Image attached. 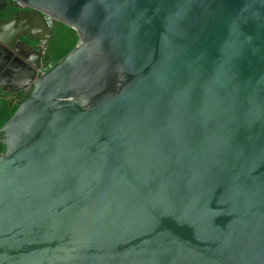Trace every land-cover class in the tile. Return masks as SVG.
<instances>
[{
  "label": "water",
  "instance_id": "1",
  "mask_svg": "<svg viewBox=\"0 0 264 264\" xmlns=\"http://www.w3.org/2000/svg\"><path fill=\"white\" fill-rule=\"evenodd\" d=\"M14 1L79 39L0 22V264H264V0Z\"/></svg>",
  "mask_w": 264,
  "mask_h": 264
},
{
  "label": "flooded vegetation",
  "instance_id": "2",
  "mask_svg": "<svg viewBox=\"0 0 264 264\" xmlns=\"http://www.w3.org/2000/svg\"><path fill=\"white\" fill-rule=\"evenodd\" d=\"M33 18L34 27L31 31L22 28V41L30 45L36 52H44V61L48 70L52 66L51 63H46L45 56L48 53V38L50 37L52 26H50L48 38L45 45H43L42 36L47 32L49 25L44 14H38L33 8L21 5L14 0H0V22L13 21L19 19V24L24 23V19ZM20 27V26H19ZM2 86H0V128L8 121L7 114L14 107L18 108L21 101L28 96L27 90H22L21 83H14L0 79ZM17 110V109H16ZM15 110V111H16ZM3 122V123H2ZM2 123V124H1ZM0 152L5 150V145L1 143Z\"/></svg>",
  "mask_w": 264,
  "mask_h": 264
},
{
  "label": "trees",
  "instance_id": "3",
  "mask_svg": "<svg viewBox=\"0 0 264 264\" xmlns=\"http://www.w3.org/2000/svg\"><path fill=\"white\" fill-rule=\"evenodd\" d=\"M78 39L79 36L75 28L68 26L63 22L54 20L52 24V31L50 37L48 38L49 49L45 56L46 63L52 62V66L55 65L76 46ZM16 109L17 108L14 107L10 112H8V119L15 113ZM0 149L2 150L3 147Z\"/></svg>",
  "mask_w": 264,
  "mask_h": 264
},
{
  "label": "built area",
  "instance_id": "4",
  "mask_svg": "<svg viewBox=\"0 0 264 264\" xmlns=\"http://www.w3.org/2000/svg\"><path fill=\"white\" fill-rule=\"evenodd\" d=\"M46 21H47L49 26H52L54 19H53V17L46 15ZM45 42H46V39L43 40V45H45ZM45 69H47V66Z\"/></svg>",
  "mask_w": 264,
  "mask_h": 264
}]
</instances>
